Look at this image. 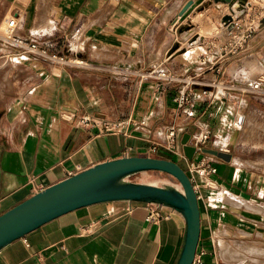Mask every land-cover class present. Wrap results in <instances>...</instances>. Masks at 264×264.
<instances>
[{
	"label": "crops",
	"instance_id": "crops-1",
	"mask_svg": "<svg viewBox=\"0 0 264 264\" xmlns=\"http://www.w3.org/2000/svg\"><path fill=\"white\" fill-rule=\"evenodd\" d=\"M202 1L52 0L57 12L51 26L39 27L44 41L38 42L87 60L91 66L86 69L3 58L9 47L0 41V77L11 76L8 86L16 87L15 94H5L6 86L0 89V215L99 162L125 156L165 158L196 180V254H202L203 264H220L214 252L219 230L245 228L243 214L256 213L223 199L233 196L264 211V175L252 166L261 151L257 138L251 142L244 137L253 113L264 122V91L237 84L253 67L264 75V18L250 38L224 54L216 44L200 42L199 34L176 52L174 27ZM9 2L23 10L12 12L22 20L21 33L36 39L31 0H0V16ZM161 34L165 40L155 54ZM102 54L107 56L97 58ZM184 90L189 102L181 105L177 97ZM236 113L245 116L241 130L232 126ZM170 127L175 128L174 143L166 138ZM204 132L208 138L198 149ZM256 132L264 139V128ZM184 136L187 145L196 147L191 159ZM211 156L216 172L207 178L209 187L189 165ZM149 207L157 208L162 218L146 220ZM185 234L183 215L170 205L100 202L53 218L8 243L0 249V264H176Z\"/></svg>",
	"mask_w": 264,
	"mask_h": 264
},
{
	"label": "water",
	"instance_id": "water-1",
	"mask_svg": "<svg viewBox=\"0 0 264 264\" xmlns=\"http://www.w3.org/2000/svg\"><path fill=\"white\" fill-rule=\"evenodd\" d=\"M190 5L191 2L187 3L181 14ZM182 143L191 159L196 147L187 145V136L183 137ZM203 151L225 160L231 158L229 153L212 149ZM143 171L166 173L175 178L180 187L129 180L130 175ZM118 200L163 203L179 210L186 221V234L176 264H192L200 239L197 194L189 175L178 163L150 156H125L99 162L13 206L0 215V249L62 214L83 206Z\"/></svg>",
	"mask_w": 264,
	"mask_h": 264
},
{
	"label": "rangeland",
	"instance_id": "rangeland-1",
	"mask_svg": "<svg viewBox=\"0 0 264 264\" xmlns=\"http://www.w3.org/2000/svg\"><path fill=\"white\" fill-rule=\"evenodd\" d=\"M44 1L45 0H31L30 4L35 7V14H33V16V7L30 8V11L32 18H34L35 26L38 27L33 29V31L37 34V38L35 39L37 42L44 41L39 37L43 34L44 30L39 27L51 26L50 18L52 19L53 15L57 12V7L54 6L52 0L49 2ZM223 7L226 6L220 7L215 5L213 0H204L202 3L197 5V7L193 8L191 12L186 13V15L182 17L174 27L173 32L175 33L173 38L176 40L175 44L179 46V48L175 51L182 52L184 47L188 46V42L192 40L194 41V36L199 34L200 38L198 40L201 39L200 42L209 44L214 43L217 46V50H220L221 53L224 54L225 50L232 49L245 42L246 39L250 38L253 30L260 27L263 23L264 0H248L244 11L232 18L230 26L221 21V18L226 15L224 13L227 11ZM14 10L19 11V14L23 11L22 8L11 2L8 12L12 13ZM47 23L49 24L46 25ZM187 33H190V35L185 38L184 34ZM163 40H165V35L163 34L158 35V38L155 39V54H157L156 51L161 48ZM95 54H99V52L96 51ZM105 56L107 55L102 54V56L97 58ZM258 75L259 70L253 67L252 71L243 75L244 79L237 83L242 86H246L248 84L246 82L248 79L250 81L252 80V82L257 81L260 78ZM10 77L11 76L9 75H3V77H0V89L4 91V87L6 86L4 91L5 94H15L16 87L12 84L11 86H8V80ZM251 120H255V127L248 132V135H245L244 133V137L246 140L251 142H255V139L257 138V144L259 145L261 153L257 155L256 161L259 162L252 166L264 175V139H261V137H263V133L261 134L260 132H256L259 128H264V122L258 120L255 113L248 118L247 124H249ZM161 136L163 137V134ZM239 162L241 164H247L241 160H239ZM129 180L151 181L161 186L170 184L177 188L180 187L179 182L166 173L154 172L145 175H134L133 177H130ZM227 199L228 197L223 200L229 202ZM241 207L256 213L249 212L243 214L245 215L243 224L246 229L243 227L221 228L218 232L217 238L215 239L214 252L220 264H264V211L261 209L258 210L257 208L252 210L245 205H242ZM220 239L227 241L230 245L231 254H233L231 255L232 259H230V261H225L221 258Z\"/></svg>",
	"mask_w": 264,
	"mask_h": 264
},
{
	"label": "built area",
	"instance_id": "built-area-1",
	"mask_svg": "<svg viewBox=\"0 0 264 264\" xmlns=\"http://www.w3.org/2000/svg\"><path fill=\"white\" fill-rule=\"evenodd\" d=\"M22 20L18 17V15L9 13L8 11L4 12L0 16V41L3 42L6 46L9 47L8 51L1 55L3 58H17L22 60H45L48 63L57 64L63 67L68 68H77V69H86L91 66L90 62L83 58H77L74 55L62 54L55 51H50L45 45L37 42L35 39L30 38L28 36H24L21 33ZM7 47V48H8ZM236 48V46L234 47ZM232 48V49H234ZM158 75L160 77H165L164 71H159ZM264 84V75H260V78L257 81H254V84L251 86H245L248 89L256 90L259 92H263L264 88L262 86ZM156 93V91L154 92ZM179 104H186L189 102V97L187 92L184 90L179 93L177 97ZM92 121V123H96V121L86 119L85 122ZM144 122L141 121V124ZM245 123V116L243 113H236L235 117L232 121V126L241 130ZM105 128H107L105 126ZM175 128L170 127L166 138L170 143H174L175 140ZM208 138V132H204L201 134L198 142V149L200 146L205 143ZM213 157H203L201 160L195 162H191L189 165V170L191 173L197 174L199 177L203 179V183L209 187H212V182L207 178L210 174H214L216 172V167L213 166ZM190 177V176H189ZM191 182L193 184V188L196 192L197 182L193 176L190 177ZM160 218H162L161 212L155 207H149V212L146 217V220L151 222H157ZM192 264H203L202 254H195Z\"/></svg>",
	"mask_w": 264,
	"mask_h": 264
},
{
	"label": "bare ground",
	"instance_id": "bare-ground-1",
	"mask_svg": "<svg viewBox=\"0 0 264 264\" xmlns=\"http://www.w3.org/2000/svg\"><path fill=\"white\" fill-rule=\"evenodd\" d=\"M247 1L248 0H218V1L213 0L214 4L217 6H220V7L226 6V7H223V8H225V10H227L226 13H224L226 15H224L221 18V21L224 24H227L229 26L231 24L232 18H234L235 16L240 14V12L242 13L244 8L246 7ZM189 35H190V33L184 34V37L186 38ZM246 82L248 83L247 84L248 86H251L254 84V81L252 82V80L250 81L249 79ZM262 86L264 88V84H262ZM253 127H255V120L254 121L251 120L249 122V124L246 125L245 130H244L245 135H248V132L251 131L253 129ZM257 162H259V161H256V163ZM256 163H254V164H256ZM227 200L234 205L241 206V204H242V205H245L246 207H249L251 209L257 208L258 210H260L259 206H257L256 204L250 203V202L247 204H244L245 202L242 203L241 201H239L238 199H236L233 196H228ZM226 252H227V255H226ZM254 252H256V251H254ZM220 255L225 261H230V259H232L231 255H233V254H231L230 245L227 243V241H223V239H220Z\"/></svg>",
	"mask_w": 264,
	"mask_h": 264
}]
</instances>
